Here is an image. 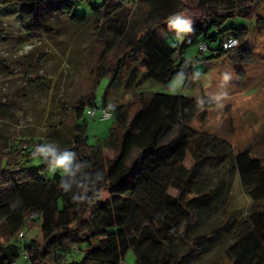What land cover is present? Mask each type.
<instances>
[{
	"label": "trees",
	"instance_id": "16d2710c",
	"mask_svg": "<svg viewBox=\"0 0 264 264\" xmlns=\"http://www.w3.org/2000/svg\"><path fill=\"white\" fill-rule=\"evenodd\" d=\"M76 1L0 0V5L32 4L34 22L50 11H59L70 24L92 25L96 36L109 39L93 90L71 108L75 122L68 136L61 134L59 119L46 135L62 148L75 151L86 163L87 172H102L104 178L83 190L74 186L86 198L73 200L60 187L63 174L47 178L42 174L47 162L29 165L39 143L14 141L0 154V264H17L21 251L27 254V264H123L129 251L134 264H198L201 255L222 237L229 240L223 255L207 264H264V204H257L264 199V159L249 148L234 151L225 138L192 125L195 121L216 125L229 114L230 105H218L205 97L199 106L182 94L143 91L129 102L107 103L108 90L131 65L126 86L135 83L140 66L146 70V80L166 84L192 72L193 62L182 58L190 46L206 44V51L214 53L205 60L242 48L251 32L264 30L257 0H197L195 4L183 0H79L87 2L89 14L75 11ZM129 1L134 3L133 10L127 6ZM140 11L156 25H162L169 14L182 12L192 19L193 31L185 33L183 42L175 46L151 27L134 29L130 40L123 41L133 15ZM237 19L255 22V26L237 25ZM233 39L238 43L226 48ZM100 76L110 77L101 108L112 112V124L105 138L90 144L83 117L86 107L95 106ZM2 116L12 119L16 114L8 108ZM187 156L190 166L185 164ZM230 173L237 175L242 189L255 202L253 207L239 219H226L200 232L219 211ZM172 188L173 195L169 193ZM102 195L110 199L102 200ZM31 212L41 215L32 221L40 238L14 242ZM78 254L81 257L75 259Z\"/></svg>",
	"mask_w": 264,
	"mask_h": 264
},
{
	"label": "rangeland",
	"instance_id": "374dc122",
	"mask_svg": "<svg viewBox=\"0 0 264 264\" xmlns=\"http://www.w3.org/2000/svg\"><path fill=\"white\" fill-rule=\"evenodd\" d=\"M183 1L192 4L197 2ZM127 6L133 10L134 3L129 1ZM33 9L29 3L0 5V154L14 141H30L33 145L50 142L46 135L50 125L57 124V119L63 124L57 125L61 129L63 126L61 134L68 136L67 131L75 122L71 108L80 97L93 90L98 77L97 67L104 60L101 54L109 40L96 36L92 25L81 28L70 24L64 14L55 10L34 22ZM75 11L80 14L90 13L87 2L79 0L76 1ZM256 11L264 17V0H257ZM230 23L228 21L227 24ZM235 23L249 29L255 26V22L251 24L241 19ZM144 27H151L172 46L184 40L185 34L177 36L175 30L168 29L164 23H152L140 11L133 15L131 29L123 41L130 40L134 29ZM240 46L242 48L223 57L206 60L204 58L213 54V51L200 53L197 46L188 47L182 58L193 62L192 72L188 76H176L166 84L146 80V70L140 66L135 83L126 86L131 65L123 70L115 85L108 90L107 103L115 105L129 102L136 92L143 91L182 94L201 106L205 97L212 98L215 94L226 93L220 101L215 102L218 105H230L229 114L221 117L214 126H203L195 121L193 127L225 138L232 144L234 151L249 148L255 156L264 159V30L251 32ZM113 53L109 55L110 65ZM109 80V76H100L95 87L96 116L83 117L87 122V141L90 144L105 138L112 124L111 119L99 118L102 96ZM8 108L13 109L15 118L2 116ZM174 133L175 130L166 139ZM105 154L111 156V151L105 150ZM45 162L34 156L29 165L38 167ZM185 164L190 166L189 156ZM47 172L48 165L42 174L51 178ZM227 181L229 185L220 200L219 211L200 227V232L221 225L226 219H239L253 207L237 175L230 173ZM169 193L173 195L175 190L169 189ZM101 198L110 199L107 195ZM261 204H264V199ZM33 226V222L27 225L28 240L40 238L39 228ZM228 241V238L222 237L214 243L208 252L201 255L198 264H207L222 256ZM80 257L81 254L75 255V259ZM134 260L133 253L129 251L123 264H134ZM17 264L26 263L20 257Z\"/></svg>",
	"mask_w": 264,
	"mask_h": 264
},
{
	"label": "clouds",
	"instance_id": "9594fccd",
	"mask_svg": "<svg viewBox=\"0 0 264 264\" xmlns=\"http://www.w3.org/2000/svg\"><path fill=\"white\" fill-rule=\"evenodd\" d=\"M163 22L168 29L175 30L177 36L193 31L192 19L182 12L169 14ZM231 43L235 45L238 41L233 39ZM195 75L198 76L199 73H196ZM225 79H227L226 76ZM225 95L226 93L223 92L215 94L213 95L212 100L218 102L221 100V97ZM34 155L47 162V174L50 177L58 171L62 172L63 175L60 187L65 193H71V198L73 200H83L86 198L84 191L75 192L74 186L83 190L89 186L95 185L104 178L102 172H87L85 170L87 167L86 163L78 159L75 151L68 148H62L56 142L50 141L36 145L34 148Z\"/></svg>",
	"mask_w": 264,
	"mask_h": 264
},
{
	"label": "built area",
	"instance_id": "2783aa9c",
	"mask_svg": "<svg viewBox=\"0 0 264 264\" xmlns=\"http://www.w3.org/2000/svg\"><path fill=\"white\" fill-rule=\"evenodd\" d=\"M232 46H234V45L231 43V41H229V42H227L225 44L226 48H230ZM197 48H198V51L200 53H204L207 50L206 44H204V43H199ZM99 112H100V117H99L100 120H109L112 117V112L110 110L106 109V108H101L99 110ZM85 113L90 118H93L97 114V108L95 106H88V107L85 108ZM35 219H38V220L41 219V215H40L39 212H31V213H29L27 215V217H26V219L24 221V225L18 230V232L14 236V239H13L14 242L18 243V242H21V241L27 239V225H28L29 222H32ZM20 257H22L24 259L25 263L27 262L26 261L27 260L26 252L21 251L20 252ZM12 264H16V262H14Z\"/></svg>",
	"mask_w": 264,
	"mask_h": 264
},
{
	"label": "crops",
	"instance_id": "0c3cea01",
	"mask_svg": "<svg viewBox=\"0 0 264 264\" xmlns=\"http://www.w3.org/2000/svg\"><path fill=\"white\" fill-rule=\"evenodd\" d=\"M123 103H126V102H123ZM122 104V103H121ZM250 198V197H249ZM251 199V202H252V204H254L255 202L252 200V198H250ZM263 200V199H262ZM262 202V201H261ZM261 202H257V204H260Z\"/></svg>",
	"mask_w": 264,
	"mask_h": 264
}]
</instances>
